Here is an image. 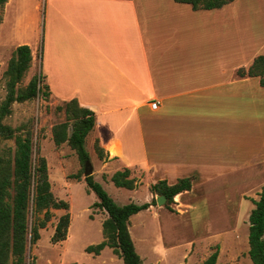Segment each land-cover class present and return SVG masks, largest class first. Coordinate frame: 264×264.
Masks as SVG:
<instances>
[{
  "label": "crops",
  "instance_id": "1",
  "mask_svg": "<svg viewBox=\"0 0 264 264\" xmlns=\"http://www.w3.org/2000/svg\"><path fill=\"white\" fill-rule=\"evenodd\" d=\"M11 2L3 8L0 28ZM253 3L264 6V0ZM243 4L248 1L196 10L176 0H41L35 6L34 42L26 35L17 45L31 47L33 66L40 63L43 40L42 75L50 97L59 102L77 98L95 111L88 137L93 136L95 153L96 142L104 150L103 159L97 153L104 182L130 168L136 183L144 185L128 190L147 187L145 202H151L159 196L150 190L152 184L194 177L193 188L175 197L176 212L152 205L130 218V231L144 211L160 218L157 231L168 243L157 244L155 261L148 264H161L172 252L179 255L172 264H201L212 254L202 241L216 239L221 252L225 240L235 239L241 203L235 210L225 202L203 232L196 233L189 220L196 202L208 198L211 189L232 190L237 199L249 201L247 216L260 199V194L245 196L253 197L264 185V87L259 77L237 72L264 54L256 39L264 42V11L261 16L252 9L242 12ZM243 32L256 38L242 40ZM211 182L216 188L207 185ZM162 216L164 222L180 219L182 229L166 226ZM187 230L195 233L182 239L180 233Z\"/></svg>",
  "mask_w": 264,
  "mask_h": 264
},
{
  "label": "trees",
  "instance_id": "2",
  "mask_svg": "<svg viewBox=\"0 0 264 264\" xmlns=\"http://www.w3.org/2000/svg\"><path fill=\"white\" fill-rule=\"evenodd\" d=\"M189 3L196 10L222 8L235 0H176ZM8 0H0V10ZM32 63V50L28 44L19 45L9 60L7 75V95L0 106V137L15 139L14 153L6 151L0 153V264H28V243H36L41 238L40 229L46 227L53 217L51 209L67 210L55 227L52 237L54 243L62 242L68 238L71 225L70 203L58 199L53 191L49 178V165L45 156L35 154L33 131L27 130L23 136L18 129L4 122L13 112L15 102L32 100L41 94L49 97L51 92L44 84L42 74L34 76L27 87L19 88L18 84ZM241 77H259L264 87V54L255 58L252 65L246 69L238 70ZM65 111L66 120L53 125L52 137L57 146L64 143L77 152L82 169L69 177L84 180L89 191L95 192L98 200L94 208L104 210L108 217L103 222L104 240L99 244L89 245L86 251L100 255L106 247L113 249L114 253L123 259L124 264H144L132 238L129 225L130 218L140 211L157 204V199L151 202L125 205L118 204L98 182L93 173L85 176L86 164L91 161L90 153L86 148L89 133L96 125V114L92 109L82 106L77 98L64 102L57 107V111ZM96 151L101 159L104 150L99 142L95 144ZM112 181L118 187L135 189L136 178L132 170L125 168L115 172ZM194 177L180 178L176 183L170 184L167 180H160L150 186L154 194L167 197L166 207L175 211L171 206L175 197L193 188ZM260 199L255 200L256 207L250 214L249 255L254 264H264V185L259 193ZM44 212L42 220L31 221V215ZM220 247L217 245L214 252L201 264H217Z\"/></svg>",
  "mask_w": 264,
  "mask_h": 264
},
{
  "label": "rangeland",
  "instance_id": "3",
  "mask_svg": "<svg viewBox=\"0 0 264 264\" xmlns=\"http://www.w3.org/2000/svg\"><path fill=\"white\" fill-rule=\"evenodd\" d=\"M38 1L41 0H12L6 13V21L0 28V106L7 95L8 78L6 71L15 48L26 35H29V37L32 35L30 40L33 42L35 40L33 30L35 27V17L38 13L35 6ZM247 1L248 4H243V6H241L242 12L248 9L251 11L252 9V13H254L255 16H261V12L264 11L262 3L249 4V2L263 0ZM251 5L256 7L252 8ZM243 15L245 16V14ZM3 16L4 11L1 9L0 23ZM242 20L247 25V22L243 18ZM246 20H248L247 17ZM257 24L261 27V23L257 22ZM242 31L248 32V27L246 30ZM244 34L242 40L249 41L250 36V41L252 40L253 42V39L256 38L253 33H251V35ZM262 36L264 35L262 34ZM256 39L258 47L264 46V42L259 40L258 35ZM42 42L40 44V63L37 62L31 66L18 84L19 88L27 87L34 76L42 74ZM35 47L36 51L38 47L37 45H35ZM37 61H39V59H37ZM63 104L64 102L62 101L59 102L52 99L50 96L44 97L43 94H41L29 101L15 102L12 106V114L4 120L5 123L17 128V133L23 136L26 134L27 130L33 131L35 154L38 152L39 156H45L47 159L49 165V178L54 195L58 199H64L70 203L69 212L71 214V225L68 238L57 243L52 241L58 220L67 210L51 209L53 217L47 223L46 227L40 229L41 238L36 243H32L31 241L28 243V264H124L123 259L116 255L110 247H106L101 255H94L86 251L87 246L99 244L104 240L102 218L105 219L108 215L104 210L93 207V204L97 200V195L89 191L87 183L84 180L79 181L69 177L71 174L77 173L82 169V164L77 152L73 150L68 143L57 146L53 140V125L66 120L65 111H57V107ZM92 141L93 136L91 135L87 138L86 148L93 156V161L95 163V179L104 186L107 192L120 205L131 202L139 204L144 203L146 201V193L149 192L147 187L144 186L137 192H132L128 190V188L116 186L114 182H104L102 180L100 175L101 163L97 159V153L94 152V144ZM15 147L16 143L14 138L5 139L0 137V153L3 154L6 151L14 153ZM136 173L139 174L141 172L136 171ZM142 184L144 185V182L137 183V187ZM212 184L215 188L218 185L212 182L207 185L209 186ZM211 191L212 192L207 195L208 198L205 197V199H199V202H196V210H192L191 215L189 214V220L193 221L196 233L203 232L205 228L208 227L207 224L210 225V222L219 216V213L222 212V208L225 206V202H228L229 207L234 209L238 203H241L242 222L240 230L235 239L224 241V246L219 254L217 264H254L249 255L250 228L248 225L250 216H247L251 203L247 200L237 199L236 193L232 190H225L224 194L222 192L220 193V190H215L214 192V189H211ZM259 192L258 190L255 191L252 194L253 197H249L248 195L245 197L252 199L254 197L257 198ZM175 203L171 205L175 210L173 212L177 211ZM165 205L162 207L168 210V207ZM156 206L159 205L156 204ZM237 208L235 210H237ZM43 218L44 212L38 215H31V221L33 222H39V220ZM158 220H160V218L158 219L156 217L155 211H144L141 216L133 221L132 231L130 232H133L132 235L136 239L139 254L142 259H145H143L144 264L155 261L154 253L157 244L162 246V243H168V241L164 240V242H162V240H160L157 231ZM161 220L164 222V216H162ZM180 222L178 218H174L173 220H166L165 218L164 223L166 226H170L171 229L177 230L178 228L182 229ZM189 223L191 224L192 222L189 221ZM192 233H195V231L192 232V230H187L184 233L182 231L180 235L183 236L182 239H184L192 235ZM233 235V233L228 234L230 238ZM199 244V242L195 243V249L199 248ZM202 245L208 248L209 255L214 252L217 245L220 247L222 246L221 242L216 239L209 242L202 241ZM178 256L179 255L173 254V252L169 253L168 256L164 257V261L161 264H172ZM190 263L193 264L194 260H191Z\"/></svg>",
  "mask_w": 264,
  "mask_h": 264
},
{
  "label": "water",
  "instance_id": "4",
  "mask_svg": "<svg viewBox=\"0 0 264 264\" xmlns=\"http://www.w3.org/2000/svg\"><path fill=\"white\" fill-rule=\"evenodd\" d=\"M92 173H93V165H92L91 161H89L85 167V176H88ZM156 199H157V204L159 206H164L167 203V197L165 195H159V196H157Z\"/></svg>",
  "mask_w": 264,
  "mask_h": 264
},
{
  "label": "built area",
  "instance_id": "5",
  "mask_svg": "<svg viewBox=\"0 0 264 264\" xmlns=\"http://www.w3.org/2000/svg\"><path fill=\"white\" fill-rule=\"evenodd\" d=\"M158 105H159V102L158 101L152 102V108L153 109H157L158 108Z\"/></svg>",
  "mask_w": 264,
  "mask_h": 264
}]
</instances>
